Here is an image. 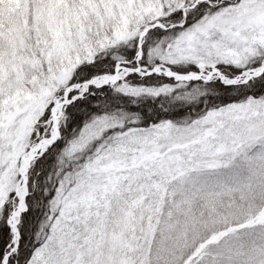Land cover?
I'll return each mask as SVG.
<instances>
[{"label":"snow or ice","instance_id":"1","mask_svg":"<svg viewBox=\"0 0 264 264\" xmlns=\"http://www.w3.org/2000/svg\"><path fill=\"white\" fill-rule=\"evenodd\" d=\"M0 264H264V0H0Z\"/></svg>","mask_w":264,"mask_h":264}]
</instances>
